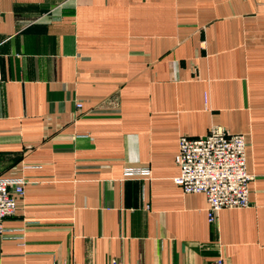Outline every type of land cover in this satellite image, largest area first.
<instances>
[{
  "label": "crops",
  "instance_id": "1",
  "mask_svg": "<svg viewBox=\"0 0 264 264\" xmlns=\"http://www.w3.org/2000/svg\"><path fill=\"white\" fill-rule=\"evenodd\" d=\"M0 76V264H264V0H0ZM214 126L251 180L211 224L175 179Z\"/></svg>",
  "mask_w": 264,
  "mask_h": 264
},
{
  "label": "built area",
  "instance_id": "2",
  "mask_svg": "<svg viewBox=\"0 0 264 264\" xmlns=\"http://www.w3.org/2000/svg\"><path fill=\"white\" fill-rule=\"evenodd\" d=\"M1 81V76H0ZM206 102L208 97L205 96ZM81 109L82 104L78 103ZM176 164L180 175L175 182L185 194H204L208 202V221H217L222 210L248 208V184L251 176L246 170V142L242 135L227 133L218 126L206 137L192 139L181 136ZM125 177L149 176L146 168H129ZM23 177L0 178V238L5 235V221L14 216L26 193ZM216 264H223L220 248ZM110 264H122L112 260Z\"/></svg>",
  "mask_w": 264,
  "mask_h": 264
}]
</instances>
